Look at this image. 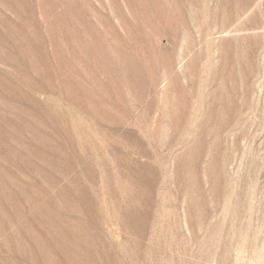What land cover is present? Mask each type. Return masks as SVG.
<instances>
[{
  "label": "rangeland",
  "instance_id": "rangeland-1",
  "mask_svg": "<svg viewBox=\"0 0 264 264\" xmlns=\"http://www.w3.org/2000/svg\"><path fill=\"white\" fill-rule=\"evenodd\" d=\"M42 209L98 264H264V0H0V264Z\"/></svg>",
  "mask_w": 264,
  "mask_h": 264
},
{
  "label": "bare ground",
  "instance_id": "bare-ground-1",
  "mask_svg": "<svg viewBox=\"0 0 264 264\" xmlns=\"http://www.w3.org/2000/svg\"><path fill=\"white\" fill-rule=\"evenodd\" d=\"M50 211L49 209H42L35 212L32 216V222L24 224L25 226L23 225L19 229L22 233H25L26 237L28 235L30 238V243L24 245L22 251L32 255L37 264H98L94 256L91 255L90 249L77 244V230H73L72 225L68 222L63 226L61 221H56L53 216L51 218ZM52 253H55L57 257L53 258Z\"/></svg>",
  "mask_w": 264,
  "mask_h": 264
}]
</instances>
